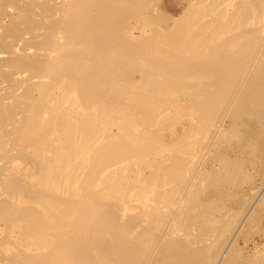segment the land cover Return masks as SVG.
<instances>
[{"label":"bare ground","instance_id":"1","mask_svg":"<svg viewBox=\"0 0 264 264\" xmlns=\"http://www.w3.org/2000/svg\"><path fill=\"white\" fill-rule=\"evenodd\" d=\"M165 2L0 0L6 264L239 259L249 206L227 220L210 186L235 181L232 144L259 153L264 0ZM30 108L48 128L17 127Z\"/></svg>","mask_w":264,"mask_h":264},{"label":"rangeland","instance_id":"2","mask_svg":"<svg viewBox=\"0 0 264 264\" xmlns=\"http://www.w3.org/2000/svg\"><path fill=\"white\" fill-rule=\"evenodd\" d=\"M179 1L181 2V0H166L165 4L169 9L175 8L174 11L176 12L174 13L178 14V11H180L182 4V2L180 4ZM56 90L59 92L61 91V89L58 87H56ZM56 113L60 114L61 110H57ZM27 117V124L24 125L23 123H16L19 129L28 130L31 127L30 125L35 122L41 123L42 129H44L45 126L48 128L47 123L43 122L42 120V114H35L33 108L29 109ZM261 138L263 139L259 140ZM259 139L257 140L259 147L257 151L259 153H256L257 155H255L258 157V159L252 154H249L250 151L246 149L244 150L242 147L241 150H239L240 147L238 145L232 144V146L230 147L231 149H228V154H230L228 160L236 161L239 165V172L237 177L235 178V181L232 182L233 184L231 183V185L230 183L227 185L222 184L223 187L220 185L222 188L220 186H210V199H214V202L217 204V206L223 209V217L227 220H229L228 216L230 215H239L242 210L244 213L246 212V209H250L248 213L249 215H247L248 220H246L245 223L242 224L239 232L232 241L233 246L231 249L236 251L239 259L236 261L231 259L228 264H243V260L248 261L254 258L260 259V257H264V134L259 137ZM16 147L24 151H27L26 149H28L27 145L22 141H19ZM234 149H237L236 152L233 151ZM242 149L244 151H242ZM237 151H239L240 153ZM11 152L15 151L11 149ZM232 152H234L235 154H233ZM234 158H236L237 160H234ZM72 161L75 162V159H73ZM215 166L216 165L214 164L211 167ZM229 166L230 165L226 163V167ZM23 176V179L29 182H34V179L36 178L32 170ZM217 190L221 191L222 194L219 195V192H216ZM246 206L249 207L247 208ZM245 207L246 209L244 211ZM0 228L3 229V226H0ZM7 256L8 255H6L5 252L0 251V264L7 263Z\"/></svg>","mask_w":264,"mask_h":264}]
</instances>
